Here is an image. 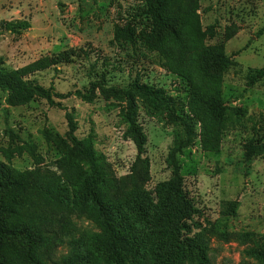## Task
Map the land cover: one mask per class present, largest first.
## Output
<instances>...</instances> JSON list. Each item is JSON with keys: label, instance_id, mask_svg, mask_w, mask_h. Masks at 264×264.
Instances as JSON below:
<instances>
[{"label": "rangeland", "instance_id": "obj_1", "mask_svg": "<svg viewBox=\"0 0 264 264\" xmlns=\"http://www.w3.org/2000/svg\"><path fill=\"white\" fill-rule=\"evenodd\" d=\"M170 15L159 26L146 0H0V59L23 70L26 79L62 94L54 93L53 103L38 97L14 105L0 88V160L20 171L48 170L71 200L87 199V166L74 155L70 113L75 135H92L94 149L106 158L117 182L110 197L122 201L137 148L125 134L126 102L115 96V88L135 81L163 88L179 111L195 117L189 102L198 77L187 62L182 64L175 45L167 44L168 52L161 49L160 38L164 41L176 26L189 32L188 57L195 46L219 47L234 62L222 72L228 125L220 149L203 147L198 121L197 139L180 155L184 188L199 208L190 221L192 234L203 232L208 238L212 264H260L246 250H264V144L249 163L245 145L264 143V76L251 83L264 69V0H199L198 6L175 0ZM7 20H27L31 27L7 30ZM138 101V120L148 136L145 189L156 198L158 184L171 178L167 158L179 127L167 109L153 110ZM55 216L62 221L56 232L63 239L42 250L45 260L78 252L87 264H151L147 245L137 238L112 247L103 220L77 209ZM14 250L19 252V244Z\"/></svg>", "mask_w": 264, "mask_h": 264}, {"label": "trees", "instance_id": "obj_2", "mask_svg": "<svg viewBox=\"0 0 264 264\" xmlns=\"http://www.w3.org/2000/svg\"><path fill=\"white\" fill-rule=\"evenodd\" d=\"M175 0H146L149 14L159 26H165L171 18L170 11ZM198 6L199 0H188ZM5 29L14 32L31 27L27 20L4 21ZM176 26L170 27L161 49L168 52L167 44L178 48L182 64L191 66L198 77L193 85L189 102L192 116L178 108L175 99L163 88L135 81L130 87L115 88V96L123 99L126 106L122 116L126 124L125 134L135 143L137 155L128 176L130 188L124 199L110 197L117 186L115 178L107 170L106 158L94 149V138L75 135L77 125L68 113L70 139L74 155L87 166L85 180L86 198L79 203L71 200L57 184L52 172L41 168L17 170L0 160V264H87L85 255L70 252L60 260L47 261L42 250L61 242L56 227L62 221L56 213H79L101 221L105 237L112 247L118 242L127 243L137 238L148 247L151 264H212L209 256V241L203 232L192 234V224L199 208L184 188V175L180 155L197 139V122L202 124V145L207 150L218 151L223 130L228 125V116L221 92L222 72L233 60L221 48H193L187 35ZM121 36L116 32V39ZM130 40L132 38H129ZM187 59V60H185ZM264 76L259 69L251 83ZM0 88L8 91V101L14 105H25L42 97L53 103V86L26 79L23 70L14 69L0 59ZM141 98L151 109H167L169 120L179 127L168 153L171 178L158 184L156 198L145 189L150 178V162L145 156L148 136L138 120ZM260 122H256L254 128ZM263 142L249 141L245 145V159L249 163L263 147ZM54 229V230H53ZM141 233V234H140ZM137 240H133V242ZM15 244L20 250L15 252ZM246 253L264 264V250L249 248ZM86 262V263H85Z\"/></svg>", "mask_w": 264, "mask_h": 264}]
</instances>
